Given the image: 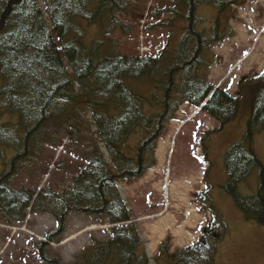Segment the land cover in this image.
<instances>
[{"label": "trees", "instance_id": "1", "mask_svg": "<svg viewBox=\"0 0 264 264\" xmlns=\"http://www.w3.org/2000/svg\"><path fill=\"white\" fill-rule=\"evenodd\" d=\"M247 1L170 0L172 9L165 11L173 14L169 26L174 35H182L159 57L125 55L111 38L118 30L130 36L132 29L121 20L130 0L0 2V147L13 155L0 174V217L8 224L23 223L31 210L56 219L46 241L34 243L44 264H65L47 247L60 241L72 214L118 225L111 240H93L77 253L75 264H151L119 183L141 178L156 164L157 142L181 105L198 107L213 92L206 79L211 50L233 36V8ZM200 6L217 10L210 25L198 15ZM91 29H97V38L91 39ZM243 103L252 114L243 139L226 151L225 189L247 218L264 228V165L252 148L254 137L264 133V73L243 81L236 97L217 89L203 111L223 128L236 120ZM83 113L90 116L99 145L84 154L87 164L72 186L61 192L15 189L14 181L32 164L40 145L52 141L49 129L80 130L87 123L78 120ZM257 171L262 180L258 192L240 195L238 184ZM210 207L213 219L199 242L171 255L168 238L158 264L213 263L222 223Z\"/></svg>", "mask_w": 264, "mask_h": 264}, {"label": "rangeland", "instance_id": "2", "mask_svg": "<svg viewBox=\"0 0 264 264\" xmlns=\"http://www.w3.org/2000/svg\"><path fill=\"white\" fill-rule=\"evenodd\" d=\"M130 3L129 12L121 18L132 29L130 36L119 30L111 35L118 41L123 54L159 57L168 45L175 46L182 34L177 31L174 35L169 26L173 14L165 11L172 9L169 8L170 0H130ZM233 10L236 15L229 22L233 36L212 48V65L206 79L216 88L237 96L243 81L264 72V0H248L243 7ZM158 11L162 16L152 17ZM198 15L206 25H210L217 17V10L211 6H200ZM174 24L183 25L179 21ZM90 34L91 39L97 38V29H91ZM251 114L252 110L243 103L236 120L215 130L220 125L208 114L198 112L188 104L182 106L157 142L155 166L141 179L120 183L121 195L138 226L149 231L151 224L156 222L157 230L171 229L174 232L177 227L181 228V221L191 220L190 231L199 236L202 232L199 225L213 219L209 211L211 204L218 212V222L222 223L219 229L222 237L212 264H264V228L239 209L233 195L225 189L228 179L223 171L226 151L243 139ZM78 117V120L87 121L80 130L67 127L57 133L59 126L56 125L49 129L52 141L41 145V151L31 159L32 164L14 181L15 189L50 188L61 192L71 187L74 177L86 165L84 154L99 145L90 116L83 113ZM135 143L134 139L130 146ZM252 148L264 164V133L254 137ZM12 156V152L0 147V174ZM208 162L211 169L206 177ZM205 181L208 182L207 201L203 195ZM261 184L260 172L257 171L238 184L237 192L242 196L253 195ZM144 222L148 223L145 225ZM56 223L51 216L31 213L28 226L23 231L24 223L10 226L0 217V264H42L33 244L40 243V238L45 239L56 229ZM109 226L106 219L70 215L60 241L48 245L47 252L65 264H74L75 254L93 240L110 239L113 228ZM140 230L148 255L156 257L150 250L144 231ZM168 237L169 249L173 253L177 251L173 246L174 238L172 235ZM151 264L158 262L154 260Z\"/></svg>", "mask_w": 264, "mask_h": 264}, {"label": "crops", "instance_id": "3", "mask_svg": "<svg viewBox=\"0 0 264 264\" xmlns=\"http://www.w3.org/2000/svg\"><path fill=\"white\" fill-rule=\"evenodd\" d=\"M223 171L225 172V170H223ZM145 220L149 221L148 219H145ZM165 220L168 221L167 219H165ZM192 222L193 221H191V220H186L185 222L181 221V228L177 227V229L174 232L171 231V229H165L163 231L157 230L158 226L155 227V224H157L156 222L151 224V228L149 231L143 230L142 226H141V229L144 231V237L149 244L151 252L157 256L158 251H159V247L161 246L162 242L168 236H171V235L173 236V238H174L173 246L176 250L187 248V247L191 246L192 244H194L195 242H197L199 236H196L195 233H192V231H190V227H191ZM207 222H209V221H204V223L202 222L203 224H201V226L199 225V227L200 228L205 227ZM147 223L148 222H144L145 225ZM174 248H173V250H174Z\"/></svg>", "mask_w": 264, "mask_h": 264}, {"label": "water", "instance_id": "4", "mask_svg": "<svg viewBox=\"0 0 264 264\" xmlns=\"http://www.w3.org/2000/svg\"><path fill=\"white\" fill-rule=\"evenodd\" d=\"M208 101H209V99H208Z\"/></svg>", "mask_w": 264, "mask_h": 264}]
</instances>
